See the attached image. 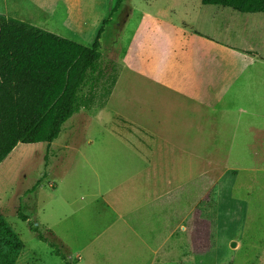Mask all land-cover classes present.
<instances>
[{"label":"rangeland","instance_id":"obj_1","mask_svg":"<svg viewBox=\"0 0 264 264\" xmlns=\"http://www.w3.org/2000/svg\"><path fill=\"white\" fill-rule=\"evenodd\" d=\"M33 1L25 0L24 4L29 7ZM6 2L0 0V11ZM8 2L15 8L17 1ZM115 3L116 0H49L46 5L42 4L43 15H47L50 22L49 29L45 31L91 48ZM213 9L204 7L202 0H124L101 41L100 82L93 86L90 78L81 93L82 96H90L93 90L98 93L99 97L92 103L94 105L82 107L64 126L55 148L48 149L46 144H20L0 165V213L19 235L26 249L17 264H73L76 262L73 250L83 249L91 241L93 245L86 253L87 261H77L78 264H95L92 262L93 251L106 254L103 264H113L112 256L116 258L122 251L121 247L131 251L139 249L135 244L128 245L124 240L114 238L116 229H109L113 224V212L105 207L108 213H104V207L98 208L94 201L98 186L94 181L95 173L87 166L89 160L86 159L93 155L84 157V154L135 150L134 141L127 142L123 137L135 138V134H143L145 128L142 124L149 117L155 122L188 117L200 125L210 121V126L211 117L217 121L219 136L215 142H206L211 134L201 133L203 140L198 144L199 157L180 153L170 159L174 180L175 165L177 163L180 168L182 163L184 175L178 174L176 179L189 183L198 180L201 190L200 205L189 224L191 237L184 240L185 254L181 264H264V159L249 158L248 154L257 136L258 142L264 140V105L253 109L239 101L201 109L196 114L190 107L195 105L193 101L183 103V97L170 91L161 95L158 82L147 81L138 73L136 76L130 72V62L136 57H152L157 70L161 56L174 59L177 48L182 45L177 34L195 31L220 39L210 15ZM243 17L252 20L264 18L261 15ZM250 31L251 28L248 30L250 41L244 44L245 51L256 48L259 43L256 34ZM220 43H226L224 38ZM234 69L236 72L250 70L239 60L232 64ZM117 75V93L102 116L100 96ZM247 84L238 86L235 91L237 99ZM135 88L136 92L132 91ZM151 90L155 93L150 96ZM182 104L188 106L182 107ZM92 120L111 122L112 127L106 130L94 123L89 128ZM254 124L258 132L252 129ZM124 125L132 126L133 136L122 127ZM116 135L119 139L114 138ZM85 136L86 139H98V143L92 147L83 145L77 151ZM69 146L71 149H66ZM183 146L185 151L190 150V145ZM183 146L174 142L157 143L159 150L172 152L181 150ZM45 176L48 177L44 180ZM39 182L42 184L36 187ZM51 184L57 188L52 189ZM111 187L110 183L103 184L102 190ZM65 201L74 204L70 206ZM19 211L30 217L31 224L19 218ZM61 220L65 226L63 240L73 249L71 252L63 249L61 244L52 248L39 239V234H42L48 241H53L54 229L60 235ZM33 226L38 233L31 230ZM59 248L68 258V253H71L73 262L57 256L55 251Z\"/></svg>","mask_w":264,"mask_h":264},{"label":"crops","instance_id":"obj_2","mask_svg":"<svg viewBox=\"0 0 264 264\" xmlns=\"http://www.w3.org/2000/svg\"><path fill=\"white\" fill-rule=\"evenodd\" d=\"M6 1L0 15L20 19V21L40 29L43 27L42 30L50 25L47 15L44 16L42 10V4L46 5L49 0H34L29 7L24 4L25 0L22 2L15 0L17 1L15 8L12 7L11 2ZM203 6L214 7L210 15L220 39L217 40L195 31H192L191 34H177L182 45L177 48L174 59L161 56L160 67L157 70V63L153 62L152 57H136L130 62V72L136 76L138 73L142 78L148 79L147 81L158 82L161 95L164 91H170L183 97V103L189 104L193 101L195 105L190 107L195 110L196 114L201 109L221 104L227 106L239 101L253 109H256L258 105H264V18L252 20L243 17L244 15L264 16V14L239 13L224 7ZM249 28H251L250 32L256 34L255 38L259 43L256 48L251 47L245 51L244 44L250 41ZM221 38H224L226 42L222 43L223 45L220 43ZM238 60L250 70L240 72L232 70V64L237 63ZM216 63L219 65L216 66ZM226 67L230 69L227 70ZM174 69L175 71H173ZM118 80L106 106L101 109L102 116L104 109L117 93ZM246 82H248L247 87L241 89L237 99L235 91L238 90L239 85L243 86ZM132 91L136 92V88ZM154 93L155 91L151 90L150 96ZM183 106L188 105L182 104ZM182 110L184 111V109ZM211 118L210 126V121L209 124L200 125L193 121L194 118L188 117L176 118L173 121L161 119L159 122H155L149 117L142 124V127L145 128L143 134L141 133L140 136L135 134V138L123 137L127 142L134 141L132 145L135 150L127 152L95 151L84 154V157L93 155L86 159L89 160L87 166L95 173L94 181L98 186V190L94 194V201L98 208L104 207V213H108L105 207L113 212V224L109 226V229H116L114 238L124 240V243L128 245L135 244L139 248L131 251L121 247L122 251L116 258L112 256L113 264L183 263L184 240L191 237L189 224L200 205L201 190L198 180L189 183L184 182V179H181L182 182H180L178 177L176 179L178 174L179 176L184 175L182 163L180 168L177 163L175 165L174 180L173 173L170 172V159L176 158L180 153L187 155L190 153L192 157H199L198 144L203 140L201 133L211 134L205 140L206 142H215L219 132L216 129V118ZM94 123L106 130L112 127L111 122L92 120L89 128ZM122 127L127 129L130 135H134L132 126L124 125ZM251 127L258 132L255 124ZM114 132L120 134L121 131ZM114 138L119 139V136L116 135ZM258 138L259 136L254 140L255 145H251L248 150L249 158L264 159V140L258 142ZM97 141L98 139H86L85 136L77 147V151L81 150L83 145L92 147L98 143ZM56 142L51 147L46 144L48 149L55 148ZM173 142L181 144V146L188 144L190 150L185 151L183 146L180 148L181 150L172 152L159 150L157 147V143L172 144ZM66 149L70 150L71 147H66ZM46 177L48 176H45L44 180ZM108 183L112 185L111 189L103 191V184ZM41 184L39 182L36 187ZM50 187L57 188L55 184H51ZM62 199L65 200L66 197L63 196ZM65 202L70 206L74 204L70 201ZM27 217L29 218L27 223L31 224L30 217ZM59 224L60 235L54 229L55 233L51 235L53 241L71 252L73 249L63 240L64 222L61 220ZM106 232L107 230L100 232L98 237ZM122 243L120 241V244ZM92 245L91 241L87 247L73 250L76 262H73L74 258L71 253H68V259L73 264L87 261L86 253ZM25 251L26 249L22 254ZM91 254H93L92 262L95 264H103L106 260V254L103 252L93 251Z\"/></svg>","mask_w":264,"mask_h":264},{"label":"trees","instance_id":"obj_3","mask_svg":"<svg viewBox=\"0 0 264 264\" xmlns=\"http://www.w3.org/2000/svg\"><path fill=\"white\" fill-rule=\"evenodd\" d=\"M202 2L205 6L229 8L239 13L264 14V0ZM123 3L124 0H116L91 48L0 15V165L20 144L51 146L82 107L94 105L98 93L94 90L90 96L81 93L91 79L93 86L100 82L101 40ZM117 79L118 75L105 86L100 96L102 108ZM18 215L24 222L29 221L22 212ZM31 230L39 232L34 226ZM39 239L52 248L58 247L42 234ZM24 250V242L0 213V264H17ZM55 253L68 260L60 248Z\"/></svg>","mask_w":264,"mask_h":264},{"label":"bare ground","instance_id":"obj_4","mask_svg":"<svg viewBox=\"0 0 264 264\" xmlns=\"http://www.w3.org/2000/svg\"><path fill=\"white\" fill-rule=\"evenodd\" d=\"M71 5V4H70ZM72 6H73V4H72ZM70 15H73V13H71ZM77 17L75 16V19H76ZM67 20V19H66ZM76 20H78V19H76ZM60 22V21H59Z\"/></svg>","mask_w":264,"mask_h":264}]
</instances>
